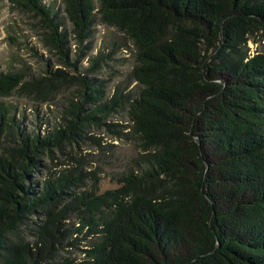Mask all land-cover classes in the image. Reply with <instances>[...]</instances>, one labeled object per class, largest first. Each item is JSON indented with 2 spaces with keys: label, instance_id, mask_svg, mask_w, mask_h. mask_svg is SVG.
Instances as JSON below:
<instances>
[{
  "label": "trees",
  "instance_id": "trees-1",
  "mask_svg": "<svg viewBox=\"0 0 264 264\" xmlns=\"http://www.w3.org/2000/svg\"><path fill=\"white\" fill-rule=\"evenodd\" d=\"M9 1L37 17L63 52L64 23L52 6ZM60 2L79 43L97 19L133 41L129 76L140 89L118 85L104 100L84 81L95 93L45 135L25 131L17 107L0 99V264L49 263L75 211L77 232L95 239L80 261L64 264H264V51L249 45L264 35V0ZM24 77L1 72L0 97ZM37 79L24 87H39ZM124 105L138 155L120 186L78 193L70 190L77 175L37 178L46 152Z\"/></svg>",
  "mask_w": 264,
  "mask_h": 264
},
{
  "label": "rangeland",
  "instance_id": "rangeland-1",
  "mask_svg": "<svg viewBox=\"0 0 264 264\" xmlns=\"http://www.w3.org/2000/svg\"><path fill=\"white\" fill-rule=\"evenodd\" d=\"M44 1L64 23L63 52L53 44L48 29L37 17L9 0H0V73L25 75L17 90L0 99L17 107L25 131L41 135L66 126L74 104L85 102L88 95L95 93L85 88L84 81L102 88L100 95L104 100L113 97L118 85H127L125 93L132 91L134 95L140 89L137 82L130 80L129 74L136 64L135 46L124 32L97 19L91 36L79 43L60 0ZM253 40L249 41L251 51L263 52L264 35L258 34ZM37 78L42 82L39 87H24V82ZM94 102L85 103L86 113L95 107ZM95 122L71 143L64 141L61 147L53 148L51 155L46 152L43 158L47 166L37 178L77 175L70 190L78 193L100 194L120 186L119 177L127 170L130 159L138 155L128 107L124 105ZM81 217L82 213L75 211L62 221L63 234L47 264H64L67 257L77 262L84 257L85 248L95 237L88 235V229L77 232Z\"/></svg>",
  "mask_w": 264,
  "mask_h": 264
}]
</instances>
